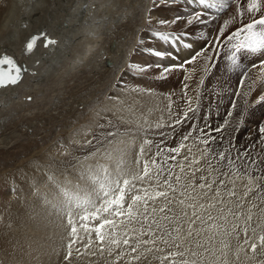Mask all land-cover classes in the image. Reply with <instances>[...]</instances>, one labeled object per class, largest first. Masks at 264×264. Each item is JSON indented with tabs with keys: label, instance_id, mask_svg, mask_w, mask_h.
<instances>
[{
	"label": "bare ground",
	"instance_id": "6f19581e",
	"mask_svg": "<svg viewBox=\"0 0 264 264\" xmlns=\"http://www.w3.org/2000/svg\"><path fill=\"white\" fill-rule=\"evenodd\" d=\"M208 3L215 5V7H211V8L206 9V12L208 14V23L207 24H200L198 21L193 20L191 24H188V23H186V21H187V19L191 18V16L189 15L191 12V9L187 6V4L185 3V0H175V3H172L171 0H7V2H5L4 0H0V56L8 55V56L12 57L18 65L27 69V71L23 73V78H22L20 83H18L17 85H9L6 88H0V151H2V152H0V154L6 153L7 150L9 151L13 148L18 149L17 147L24 145L26 142L34 140L37 135H40L42 133V130H41L42 128H40L41 126L40 127L37 126L38 122L35 123L37 121L36 111H38L37 113L39 114V110L44 109L46 104L49 103V100L50 101H54V99L56 101L60 100L59 98H61V96L64 94V92H67L66 90L71 87L70 86L71 83H69V81L66 80L65 76H67L69 74L68 77H70L71 74L73 72L76 73L77 70H78L77 73L81 74V76L79 79L77 78L78 81H76L75 84L77 86H79L80 89L89 88V90L92 89V91H93L90 99L88 97L86 101L85 100L82 101V104H83L82 108L85 112H87V111L89 112V110H91L90 115L93 117L92 119H93L94 125L98 124V127L100 128L103 125V123H110V124L113 123L114 125H116L115 123L117 121V124L119 127H129V125H131V124L133 125V127H134V125L138 126V127H134L131 129L128 128L127 130H126V128H125V130L122 128L123 130H121V132L118 131L116 135L111 136V137H117V136H128L129 137L131 135L142 136V135H146V134L161 135V133L164 132L165 130L163 129V127L156 128L155 124L156 123H162L163 124L165 119L162 116L167 115L166 113H169V112H167V105H169L170 103H171V105L173 104L174 108H172V109H174L173 111L176 112L178 110V108L186 107V105H185L186 99L185 98L191 97L194 100L198 99L199 101L200 100L203 101V99H206L205 98V90H207V89L200 87L202 84V80L204 78V80H205L204 84L208 85V86L210 85V87H211V84L216 79V78L214 79V76H216V73L213 71L209 73V71H208L209 66L213 67L214 59L216 57L215 55L217 54L216 52L212 51V48L214 46L216 49H218L219 44H222V43L226 44L227 40L222 41V38L225 37L226 35L230 34L233 30H235L241 26V19L235 18L237 15L234 13V12H238L237 5H232V0H223V3H222V0H208ZM246 3H247V0H239L240 9H241V7H245ZM181 5H183V6L181 7ZM228 6L230 9L228 11L226 10L227 12L224 11V13H222L221 11L223 9H226V7H228ZM192 7L197 8V9H204V6H201L199 4H194ZM182 13L184 14V18H185L184 21L181 19L180 21H178L175 24H168V25H161L160 23H158V21H161V20H172L173 18L180 16ZM233 15H235V16H233ZM220 16H222V17H220ZM256 18H259V15ZM249 19H251V18L249 17V18L245 19V21L243 23L249 22ZM217 20H218V23L216 22ZM225 21L229 22L227 24V26L225 27V30H224V32L226 34L224 33L225 35L220 37L219 43H217L216 38L220 32L221 27L225 24ZM153 31L154 32L160 31L163 33L167 32V34H173L174 33L176 36H181L182 39H181L180 43H173L172 40L175 39V36H172L169 41H163V40H160L157 37L153 36L152 35V33H154ZM29 32H33L38 37H40L39 39L36 40L34 48L31 51L27 50V48H26L27 42L25 39L26 34H28ZM41 33L46 34L47 38H51V39L56 40L57 43L55 45H49L48 47H45L44 46L45 45V37L41 36ZM187 35H191L192 38L190 39V38L186 37ZM210 35H214L215 38L211 40ZM33 36L34 35H32L31 38ZM196 37L197 38L202 37V40H194V38H196ZM241 39H243L242 36H241ZM237 42L238 41H235V40L232 41V43H237ZM139 43H140V45L142 44L141 48L140 47L138 48V46H137V45H139ZM184 43H190L191 47H184ZM205 45H209L210 47L208 46L209 48L205 52H202L203 56H201V58H199L198 62H196V63L194 62L193 64H190V65L187 64L188 66L185 68H178L177 70H173V73L170 72L171 78L168 81L161 79L160 77H158L159 75L157 76L158 77L157 78V77H154L153 75L149 74V71H151V68L145 72H139L135 69L136 72H138L137 75H132L133 72H132V74H130L131 72L128 73V70H129L128 68L130 67V65H132L133 63H135L137 65H144V64H147L146 62L148 59L151 60L152 65L163 64L166 66L168 64L181 63L183 61L190 59V56L195 54L194 52H196L197 50H199L202 47H205ZM228 46H229V44H228ZM149 47L160 49V50L173 51L174 53H178L179 54V60H177L175 57H173L171 59L165 58L163 60H160L159 58H157L153 55H150L146 51V49ZM220 47L222 48L224 46H220ZM225 47H226V45H225ZM221 50H223V49H220V51ZM71 53L73 54L72 58H70ZM230 53H231V51L229 52V54ZM200 55H202V54H200ZM221 55H222V53H221ZM253 55L255 56V58L257 60L256 62H259L261 59H264V57H261L258 54H253ZM207 56H211L212 59L207 60L206 59ZM217 58H216V60H217ZM221 58H222V56H221ZM229 60L230 59H228V61ZM46 63H48V65H45ZM253 63H255V61H253L252 64ZM74 65H75V68L73 67ZM227 66H226V68H227ZM126 69H127L128 74L126 73ZM156 69H157V67H156ZM205 69H208V70L206 71ZM214 69H216V68H214ZM220 69H221V67H220ZM132 70H134V69L130 68V71H132ZM154 72H156V71H154ZM229 72H230V70H229ZM66 73H68V74H66ZM184 73H185V75L183 76ZM226 73H227V71H226ZM263 73L264 72H261L259 67L250 70V75H254V77L257 78V81L260 79V77ZM147 74H149V76ZM177 74H178V76H177ZM98 76L99 77L102 76L104 79V85H101V87L104 86L103 88H100L98 85H95L97 83V82H95V80H96L95 77H98ZM120 76H122V77L120 78ZM182 76H183V78H182ZM73 78H71V79L73 80ZM119 78H120V80H118ZM224 80H225V78H224ZM250 82H251V80H250ZM261 82H262V79H261ZM72 83H73V81H72ZM257 84H260V83H257ZM76 85H75V87H76ZM218 85H219V83H218ZM262 86L263 87H259L257 85L254 86V90H255L256 95L261 90L264 89V85H262ZM66 87H67V89H66ZM210 87H207V88H210ZM223 87H225V85ZM223 87H222V89H224ZM79 88H78V90H79ZM64 89H66V90H64ZM72 89H74V87ZM218 89H219V87H218ZM89 90H87V91H89ZM200 90H202V93H200ZM217 91L218 90H216V92ZM54 93H56V95ZM80 94H82V93H80ZM262 94L260 93V96ZM207 96L208 95H206V97ZM249 96H247V97H249ZM258 96H259V94H258ZM29 97H31L30 100L28 99ZM78 97H80V96H78ZM226 97L228 98V96H226ZM62 99H63V97H62ZM253 99H252V101H253ZM67 101H68V99H67ZM99 101L103 102L102 103L103 105L98 106ZM59 102H61V101H59ZM66 102H65V105L68 104ZM70 102L71 101H69V105H70ZM253 102H251V103H253ZM51 103L52 102H50V104ZM200 103H202V102H200ZM58 104H60V103H58ZM95 106H98V107L94 108V111H92V108ZM70 109H71L70 111H72V108H70ZM78 109L80 110L81 108H78ZM59 110L60 109L58 108V111ZM43 113L45 115H47L45 113V111ZM81 113L79 115H81ZM75 115H76V113H75ZM75 115H72V117ZM58 116H60V115H57V117ZM37 118H39V117H37ZM45 118H47V117H45ZM161 118H163V119H161ZM197 118H199V117H197ZM55 119H56V117H55ZM91 120H87V121L91 122ZM206 120H207V118H206ZM249 120H251V119L249 118ZM79 121H80V119H79ZM85 122H86V120H85ZM65 123H67V121ZM88 124H89V122H88ZM168 124H169V122H168ZM197 124H199V123H197ZM43 125L44 124H42V127H44ZM148 125H152L153 127L148 128ZM166 125H167V123H165V126ZM58 126H59V124H58ZM90 126H92V125H90ZM175 127H176V125H175ZM45 128L46 127H44V130H45ZM135 128H137V129H135ZM168 128H169V126H168ZM83 129L84 128L82 127L81 130L83 131ZM155 129H157L159 131H160V129H163L164 131L155 132L156 131ZM170 129H169V131H170ZM64 130H66V129H64ZM88 130H90V129H88ZM148 130H151V132L153 130H155V131H153L152 133H149ZM174 130H176V129H174ZM58 132H59V129H58ZM167 132H168V130H167ZM173 132L174 131H171L170 133L172 134ZM86 133H88V132H86ZM164 133H166V132H164ZM47 134H48V132H47ZM41 136H43V135H41ZM88 137H90V136L88 135ZM132 139H133V137H132ZM39 140H41V138ZM42 140H43V138H42ZM46 140H47V138H46ZM52 140L55 141V137L52 138ZM251 140L254 142H258L257 144L261 143V141H258L259 137L255 133L252 134ZM47 142H48V140H47ZM49 142H50V140H49ZM40 143H37V144L35 143V144L37 146L38 144L40 145ZM129 143H131V141ZM180 143H178V144H180ZM183 143L185 144L186 141H183ZM198 143H200V142L198 141ZM44 144L46 145V143H44ZM186 144H185V148H186ZM30 145L31 144H29V146ZM122 145H123V143H122ZM249 145L250 144L246 143L245 146H249ZM42 146L43 147H41V149H45L46 146L45 147H44V145H42ZM195 146H197V145L195 144ZM200 146L202 147V145H200ZM27 147H28V144H27ZM28 148H27V150H28ZM254 148H255V146H254ZM202 149H204V148L202 147ZM183 150L184 149L181 150V154H179L178 160H176V163H175L176 165H179L181 163L184 164L186 162L185 161L186 159L182 158ZM194 150L195 149H193V151ZM199 150H200V148H199ZM36 151H37V149H36ZM186 151H188V150L186 149ZM193 151L191 152L192 153L191 156L194 154ZM41 152L39 151L40 154L43 153V152L42 153ZM131 152H133V151L131 150ZM28 153L27 154L25 153V155H28ZM201 153H202V156L205 157L203 152H201ZM189 154L190 153L187 154V158L190 157ZM196 154L197 153H195V155ZM5 155L7 156V154H5ZM12 155H11V157H12ZM29 155H30V153H29ZM31 155H32V152H31ZM131 155L127 157L128 160H129V158L133 157L132 153H131ZM6 156H4L5 159H6ZM25 157H27V156H24V158ZM28 158H29V156H28ZM195 158H196V156L194 157V155H193V157L191 159H188V160H190V163H194L195 160H197L196 161V163H197L201 157L199 159H195ZM21 159L23 160V158H21ZM21 159H19V160H21ZM35 159H37V158H35ZM64 160H65V156H64ZM119 160H120V158H119ZM211 160H212V157H211ZM24 161H26V160H24ZM31 161L29 160V163ZM212 161H214V160H212ZM220 162H222V161H220ZM220 162H218V164H220ZM42 163H44V162H42ZM187 163L185 164V167L188 166L187 168H189V163L188 164ZM16 164H20V163H16ZM207 164H209V163L207 162ZM128 165L131 168L130 160L128 162ZM193 165L194 164H192V166ZM17 166H19V165H17ZM42 166H44V165H42ZM55 166H56V164H55ZM62 166H63V164H62ZM65 166L68 167V165H65ZM129 166H128V168H126V167L125 168L129 169ZM67 167H66V169H68ZM4 168H6V167H4ZM60 168L62 169V167H60ZM200 168H202V167H200ZM204 168L206 169V167H204ZM207 168H209V167H207ZM42 169H45V168H42ZM136 169H134V170H136ZM186 169H185L186 172H184V173H190V172L192 173L191 170H193V169L191 166H190L189 170H186ZM211 169H213V168H211ZM3 170H5V169H3ZM38 170H40V169H38ZM139 170H140V168H139ZM201 170H203V169H201ZM42 171H43V176L46 179L45 171L44 170H42ZM56 171H58V170H56ZM56 171L54 170V172H56ZM195 171H196V168L193 172L195 173ZM208 171H209V169H208ZM1 172H3V171H1ZM51 172H53V171H51ZM203 173H205V172H203ZM51 176H52V174H51ZM193 178L194 177L192 176L191 180ZM215 179H216V177H215ZM228 179H229V177H228ZM228 179H227V182H228ZM193 180H195V179H193ZM31 181H32V178H31ZM87 181L88 180H86V182ZM215 181H218V180H215ZM36 182H37V180H36ZM44 182H47V181L44 180ZM184 182H186V181H184ZM244 182H243V184H241L243 187H245ZM41 183L46 184L43 182H41ZM236 183H238V182H236ZM240 183L241 182L239 181V184ZM42 184H41V186H42ZM56 184H57V180H56ZM239 184L237 186H239ZM245 184L247 185L246 182H245ZM58 185H60V184H58ZM47 186H50V184ZM139 186H141V184L137 183V187H139ZM143 186H148V185H143ZM227 186L229 188L228 184H227ZM237 186L235 188H238ZM239 187H241V186H239ZM45 188H46V186H45ZM37 189L39 190L40 188H37ZM42 189H44V187H42ZM241 191H244V189ZM208 193L210 194V191ZM135 194H137V193H135V192L132 193V195H135ZM241 194H242V192H241ZM43 196L45 197V195H43ZM130 196H131V193H130ZM240 197H241V195H240ZM22 199H23V197H22ZM130 199H131V197H129L128 201H130ZM182 199H183V197H182ZM158 202H156V203H158ZM187 202L189 203L188 200H187ZM250 202H252V201H250ZM39 203H40V201H39ZM200 203L204 204V202H202V200L200 201ZM32 204L33 203H31V205ZM44 205H42V206H44ZM48 205H50V204H48ZM205 205L207 206L208 204H205ZM255 205H257V204H255ZM149 206L150 207L152 206L151 201L149 202ZM173 206H174V204H173ZM175 206H176V204H175ZM186 207H187V205H186ZM22 208H24V207H22ZM34 208H35V206H34ZM179 208H181V207H179ZM249 208H252V207H249ZM39 209H41V208H39ZM41 211H43V210H41ZM198 211L200 212L201 215H202V213H204L203 215H206V213L203 210H198ZM210 211H211V214L214 215L215 212H217V209H216V207H214V208H211ZM14 212L15 211H13V213ZM28 212H30V211H28ZM190 212H191V210H190ZM251 212H253V211H251ZM258 212H259V210H258ZM33 213H32V216H33ZM187 213H189V212H187ZM11 214H12V212H11ZM162 214H161V216H162ZM34 215L36 216L35 213H34ZM158 216L160 217V214ZM240 216H242V215H240ZM15 218H16V216H15ZM262 218H263V216H262ZM35 219H37V218L35 217ZM42 220H43V218H42ZM53 220H51L49 223L50 228L53 225L54 226L53 229H55V226H56L55 234L53 236H56L57 238H60L62 235L64 236L65 233L63 234L62 229L60 228L63 224H60L59 222L55 223ZM12 221H13V219H12ZM18 221L19 220L17 219V222ZM26 221H27V218H26ZM213 222L216 223V221L211 222L208 220H206L204 223H201L200 220H197L196 223L193 224L192 229L194 231H199L201 235L203 234L205 236L204 237L205 239L207 238V236L212 237L211 242L206 244L208 247L214 246L215 249H222L221 239H220L219 235H217L214 232H213L214 233V235H213V233L211 231L212 229L210 230L209 225H212ZM51 223H53V224H51ZM260 223H261V221H260ZM42 224H44V222ZM49 224L45 223V226L49 225ZM18 225H19V223H18ZM21 225L22 224H20V226ZM91 225L92 224L89 225V228L87 227V229H86L87 231L83 228L85 232L83 233V231H82L83 234L81 233V235H80V236H83L82 239L84 240V242H85V239L87 241H91V239L92 240L94 239V233H96V232L91 230L93 227V225L92 226ZM15 226H17V224H15ZM26 226H27V224H26ZM45 226L42 225V228ZM75 226L77 227L76 224H75ZM38 227H40V226H38ZM47 227L49 228V226H47ZM138 227H140V225L136 224L135 228H138ZM188 227H187V229H188ZM37 228H34V230ZM50 228L47 231H50V233H51V232H53V229H50ZM78 228H79V226H78ZM154 229H155V227H154ZM185 229H186V225H185ZM37 230H36V232H38ZM216 230H218V229H216ZM31 231H32V227H31ZM31 231H29V232H31ZM78 232H80V231H78ZM242 234H244V233H242ZM77 235H75V237ZM16 236H18V235H16ZM39 236H41V235H39ZM71 236H73V234ZM241 236H243V235H241ZM51 237L52 236H50V239H51ZM146 238H148V237L146 236ZM233 238H234V236H233ZM9 239H8V241H9ZM13 239H14V237H13ZM225 239H227V238H225ZM19 240H22V239H19ZM28 240H30V239H28ZM32 240H34V239L32 238ZM52 240L54 242L55 238L54 239L52 238L51 241ZM60 240H61V238L59 239V241ZM77 240H78L77 241V243H78L80 239L78 238ZM243 240L244 239H242V241ZM203 241H205V240H203ZM22 242H24V241H22ZM81 242H83V241H81ZM28 243H29V241H28ZM35 243H37V241ZM57 243L59 244V242H57ZM158 243L160 244V242H157V244ZM67 244L69 245V244H71V242L68 241ZM67 244L65 247H67ZM105 244H106L105 246H107V247H104L105 249H103V250H105L107 252V250H109V249H106V248H109L112 245H109L107 242ZM49 245H50V243H49ZM160 245L158 247H160ZM243 245H245V244H243ZM24 246H25V244H24ZM72 246H73V244H72ZM245 246H248V245H245ZM47 247H49V246L46 245L45 249H46L47 253L48 252L50 253L51 262H53V260H55L58 257L59 251L56 249L57 247L56 248L54 247L53 244H51L49 248H47ZM81 247H82V245H81ZM121 247H119V249ZM40 248L41 247L39 246V249ZM67 248H66L67 251H68V249H71V248H68V249ZM165 248H166V246H165ZM28 249H30V247ZM43 249H44V247H43ZM16 250H17V248H16ZM35 250H36V248H35ZM110 250H112V248ZM125 250L128 251V249H125ZM125 250H124V253H125ZM72 251H75V249L74 250L72 249ZM121 251H120V253H123V249ZM69 252H71V251H69ZM113 252H114V249H113ZM117 252H118V250H117ZM117 252H115V255L117 254ZM105 253H104V255H105ZM42 254H44V253H42ZM98 254H99V252H98ZM217 254H219V252H217ZM9 255H8V257H9ZM107 255H109V254H107ZM122 255L119 257L118 256L113 257V260H111V258L108 259L106 257L105 262L108 264H118L119 262H121V260H123V259H121ZM128 255L130 256V254H128ZM162 255H164V254H162ZM207 255H208V253H207ZM150 257L152 259V256H150ZM102 258H103V256H102ZM153 258H155V257H153ZM20 259H22V258H20ZM40 260H41V258H40ZM98 260H101V259H98ZM98 260H96V262ZM17 261H18V259H17ZM34 261H35V258H34ZM152 261H154V260H151V263H153ZM22 262L23 261H21V263ZM39 262H41V261H39ZM93 262H95V261H93ZM16 263H14V264H16ZM104 263L102 261V264H104Z\"/></svg>",
	"mask_w": 264,
	"mask_h": 264
},
{
	"label": "rangeland",
	"instance_id": "374dc122",
	"mask_svg": "<svg viewBox=\"0 0 264 264\" xmlns=\"http://www.w3.org/2000/svg\"><path fill=\"white\" fill-rule=\"evenodd\" d=\"M4 1L7 2V0H4ZM232 5H236V4L232 3ZM229 6L226 7V9H223L221 12L224 13V11H226V10L228 11L230 9ZM244 8L245 7H241L240 10L242 11ZM234 13L237 15L235 18L241 19L240 15H239V12H234ZM258 15L259 14H257V16ZM222 16H220V17H222ZM233 16H235V15H233ZM249 17H250L249 14H247L245 12L244 17H243V22L245 21V19H247ZM182 20L184 21L185 18H183ZM218 20L216 21L217 23H218ZM165 33H167V32H165ZM32 35H34L35 37H38L35 33L29 32L25 36V39H26L27 43L32 39L31 38ZM186 37H188L190 39L192 38L191 35H187ZM202 37H198V38L196 37V38H194V40H202ZM210 37H211V40L215 38L214 35H210ZM225 37L222 38V41L226 40ZM27 43H26V45H27ZM228 44H229V46H228ZM230 44H232V42H228V41L226 42V44H224V43L219 44V47L217 49V51L219 52V55H217V54L215 55L216 57L214 59L213 67L209 66V68H208L209 70L207 69L209 71V73L212 72V71L216 73V76H214V79L216 78L215 81H214L215 83L213 82L211 84V87H210V85L208 86V85L204 84L205 83L204 78L202 80V84H201L200 87L201 88H206L207 90H205V98L206 99H203V101H201V100L199 101L198 100L199 103L202 102V103L199 104V109H198V112L196 114V118L199 117V118H197L198 120L195 119L194 121H189V122H186L184 124L176 125V127L174 126V128H172V127L168 128V126L171 123V121L175 119V116L171 115L170 113H166L167 115H163L162 116L166 120V121L164 120V122H163V129L165 131L163 129H160V131L166 132V133L162 132L163 135L146 134L147 136L146 135H142V136H140V135H135V136L131 135L129 137L128 136H117V137L107 136L108 132H114V133L117 134L118 131L121 132V130H123V129L125 130V128L127 130L128 128L131 129V128L138 127V126L134 125V127H133V125L131 124V125H129V127H119L118 124H117V121L115 123L116 125H114L113 123H111V124L110 123H103V125H102L103 127H100V128L98 127V124L94 125L93 124L94 122H93V119H92L93 117L90 115L91 114V110H89V112L88 111L85 112L83 110V108H82V105H83L82 101L83 100L86 101L88 97L90 99V97H91V95L93 93L92 89L91 90H89V88L80 89L79 86H77L75 84L76 81H78V79L81 76V74L77 73L78 70H77L76 73L73 72L70 77H68L69 74L66 73L68 75L65 76V78H66V80L69 81V83H71L70 86L72 88L74 87V89H72L70 86H69L70 88H68V89L66 87L67 90L66 89H64V90H66L67 92H64V94L61 96V98H59L60 100H57V101L55 99H54V101H50L49 100V103H47L46 106L44 107V109H42L43 111L39 110V114L37 113L38 111H36L37 117H39V118L36 117L37 121L35 123L38 122L37 126H39V127L41 126L40 128H42L41 129L42 133L40 135H37L38 137L36 136V138H35L37 141L35 139L31 140L29 142H26L24 145L17 147L18 149L13 148V149H11L9 151L7 150L6 153H3V154L1 153L2 155L0 154V172L3 171V172L0 173V264H6V263L7 264H14L16 262H17L16 264H38V263L40 264L41 262L43 264L44 263L45 264H66V263L67 264L68 263L69 264H102V261H103V263L105 262L106 257L108 259L111 258V260H113V257L117 256V254L115 255V252H117V250H118V252L120 253V251L122 249H123V253H124L125 249H128V251L125 250V253L124 254L122 253L123 255H122L121 259H123V260L120 259L121 262H119L118 264H121V263L122 264H146V263L147 264H160V261L157 260L156 258H153V257L165 254L167 252L168 248H167V246L165 248V246L159 240L157 242H160L161 245L158 243L160 245V247L166 249L165 253H159V252L145 253V256H141V258L138 259V260L137 259H133V257L136 254L132 253L130 251V248H128L127 246H124V245L122 246V244H121L122 247L120 246L121 247L120 249L117 248L115 245H112L109 248H106V249H109V250H107V252L105 250L101 251L100 250L101 247H103V249H105L104 247H107V246H105L106 244H104L103 246L100 245L96 233H94V239L93 240L91 239V241H87L85 239V242H84V240L82 239L83 236H80L82 231L84 233L85 232L84 229L85 230L87 229L85 227H82L81 225H84L86 223L88 225V228H89L90 224H92L93 227H95L97 224L100 223V220H95V221H91L90 220V222L89 221H81L79 219V216L83 215V212L80 209L74 210L73 213H72V217H73L74 223L77 225V227H76L77 228L76 235L78 234L80 237L78 235L76 237L75 236H71L72 233H71V229L70 228H72V224L68 223V217H67L66 213L63 212V211H58V209L57 208H53L52 205L55 204L57 206H60L61 201H63L65 199V197L63 195L64 191H77L78 189H89L90 190L91 181H90V179H88V173L86 171L89 168V166L93 170H95L96 166L98 164H100V165H104L105 167H107L109 169V171H114L118 161L123 160V164L121 165V167H122V169H124L125 167L128 168V166H129L128 162L130 160L131 168L129 166L128 170L135 171L134 169L140 168V171L142 173V169H143L142 160L143 159H149L150 157H152L159 150L157 145H159V148H164V149L171 148V147H176V145L178 146L179 145L178 143L181 142L182 137L184 135L188 134V132L192 128V124L193 123H195V125H197L196 127L198 129L199 127H204L206 122H207L206 124L210 126V128H206V131H209L211 129H215V128H218V127L221 129V131L212 133V135H214L216 137V140L212 141L210 143V145H204V144L198 143V141L200 142V139H197V136L199 135V133L197 131H193L191 136H189V138L187 140H185L187 144L185 143L186 144V148L185 147L183 148L185 151L183 150L182 158L185 159L184 157L185 156L187 157L188 153H190L189 154L190 157H188L185 160L186 162L183 165L185 167V164L187 162L190 164V160H188V159H191L193 157V155H194V157L196 156L195 159H199L201 157L198 160L197 163H196L197 160H195L194 163H191V167H192L193 170H191L192 173L191 172L187 173L188 174V178L190 177L189 180H191V178L193 176L194 177L193 179H195V180L192 179L194 181V184L198 185L199 183L205 182V181H201L200 180L201 174L202 175L204 174L205 177L208 176L207 177V180H208L207 183H212V189L209 190L210 194L208 193L209 194L208 197L211 198L214 195H216L217 188H219V192H220L219 197H217L215 200L214 199H210V200L209 199H206V200L202 199V202H204V204H215L216 203L217 205L215 204V207H216V209H219L221 207H224V205L221 204L220 201H224L227 204V206H226L227 208L226 207L224 208L226 214H227L228 208H232L233 211H240L242 213L241 214L242 216H240L239 219H237L235 216L228 215V219H229L228 221L229 222H234V223H237L239 225V227L237 229L238 235L236 233H234L231 236H221V234L218 233L219 229L218 230H216V229H212L211 230V228H210L212 233L213 232L216 233L217 235H219L221 240L224 239L227 243H229L230 247L228 249H223L227 253L226 259H227L228 264H247V263L248 264H257V262L254 261V260L246 259L245 258V253L244 252H238V250H239L240 247H244L246 250H248V246L243 245L244 244L243 243L244 240L242 241V239H245V237H244V234H242L243 231L241 229L245 226L244 219H245V216L248 214V209H249V207H252L253 204H257V205L259 204V205H258V207H252L251 208V211H253L252 212L253 220L248 222V225H247L248 229H249V235L252 234L253 228H255V231H256L257 235L264 234V219H263L264 218V211L263 212L261 211V209L264 208L263 207L264 206V203H263L264 202V181L260 182V187L257 190L259 192V195H257V191H254L253 193H251L248 196V199H246V201L245 200L241 201V203L243 205V207L241 209H236L234 207V204L240 198V195L243 196V194H244V192L246 190L245 187H243L241 184H243L244 181L248 184L247 176L243 174L245 169H244V167H243V165L241 163L242 160H247L249 158L258 159L259 165H260V171L257 172L254 168H250L248 171H249V174L254 176V177L255 176L264 177V135H261V133L259 132V128L260 127H264V102L257 103V100L260 97V93L261 94L263 93L262 95H264V89L261 90L258 93L259 96H258V94L257 95L255 94V90H254V86L255 85H257L259 87H263L262 85H264V80H263L264 79V73L261 75V77H260V79L258 81H257V78L254 77V75H250V70L254 69V68H251L252 64L248 62L247 57L246 58H239L238 59L239 67H235L233 65V63H232V59H230L228 61V59L231 56L232 52L235 51V49L230 47ZM141 45L139 43V45H137L138 48L139 47L141 48ZM225 45H226V47H225ZM220 46H224L225 48L224 47L221 48ZM204 48L205 47H203V49ZM220 49H223V50L220 51ZM200 50H201V48H200ZM230 51H231V53L229 54ZM221 53H222V55H221ZM201 54L202 55H199L200 57L197 56L196 60L194 61L195 63L198 62V60H199V58H201V56H203V53H201ZM237 54H239V53H237ZM70 55H71L70 58H72L73 54L71 53ZM221 56H222V58H221ZM216 58H217L218 61L216 60ZM146 63L147 64H152L150 59H148ZM193 63H191V64H193ZM45 65H48V63H46ZM188 65H190V64H188ZM188 65H186L185 67H187ZM226 66H227L228 69L226 68ZM73 67L75 68V65ZM220 67H221V69H220ZM130 68H131V65L128 68L129 69L128 73L131 72L130 74H132V72H133L132 75H137L138 74V72H136L135 69L130 71ZM214 68H216V69H214ZM177 69L178 68H176L174 70H177ZM229 70H230V72H229ZM154 71H156V72H154ZM226 71H227V73L228 72L229 73L227 74ZM170 72L173 73V70L170 71ZM170 72H168L166 74V76H163V75H161V68L157 67V69H156V67L153 66L151 68V71H149V74L153 75L154 77H157L159 75L158 77H160L163 80H167L168 81L171 78V76H170L171 73ZM245 72H247V75H246V77L243 80V84H241V78H242V75H244ZM126 73H127V69H126ZM149 74H147V75L149 76ZM184 75H185V73L183 74V76ZM177 76H178V74H177ZM183 76H182V78H183ZM121 77L122 76H120V78ZM71 78H73V80ZM120 78L118 80H120ZM224 78H225V80H224ZM95 79H94L95 82H97L95 85H98L100 88H103L104 86L101 87V85H104L103 77L102 76L101 77L98 76V77H95ZM261 79H262V82H261ZM250 80H251V82H250ZM72 81H73V83H72ZM218 83H219V85H218ZM257 83H260V84H257ZM75 85H76V87H75ZM224 85H225V87H223ZM217 86L219 87V89H218ZM207 87H210V88H207ZM222 87L224 89H222ZM78 88H79V90H78ZM87 90H89V91H87ZM216 90H218V91L216 92ZM80 93H82V94H80ZM200 93H202V90H200ZM54 94L56 95V93H54ZM206 95H208V96L206 97ZM78 96H80V97H78ZM226 96H228L229 99ZM247 96H249V97H247ZM62 97H63V99H62ZM67 99H68V101H67ZM185 99H188V98H185ZM252 99H253V101L254 100L255 101L253 102ZM59 101H61V102H59ZM69 101H71L70 105H69ZM50 102H52V103L50 104ZM65 102L68 103V104L65 105ZM233 102L235 103L234 107H233ZM251 102H253V103H251ZM58 103H60V104H58ZM98 103H99L98 106L103 105L102 104L103 102L99 101ZM98 106L93 107L92 111H94V108H96ZM171 106H172V108H174L173 104ZM58 108L60 109L59 111H58ZM70 108H72V111H70L71 110ZM78 108H81V109L79 110ZM173 110L174 109H172V112L175 113V111H173ZM44 111H45V113L47 115H45L43 113ZM79 112L80 113L82 112L81 115H79L80 114ZM167 112H169L168 111V105H167ZM75 113H76V115H75ZM56 114L60 115V116L57 117ZM72 115H75V116L72 117ZM189 115L191 116L192 114L190 113ZM45 117H47V118H45ZM55 117H56V119H55ZM206 118H207V120H206ZM249 118L251 120H249ZM79 119H80V121H79ZM161 119H163V118H161ZM85 120H86V122H85ZM87 120H91V122L87 121ZM66 121H67V123H65ZM56 122L59 124V126H58V124ZM88 122L92 126H90L88 124ZM168 122H169V124H168ZM41 123L44 124L43 125L44 127H46L45 130H44V127H42ZM165 123H167L166 126H165ZM197 123H199V124H197ZM82 127L85 129V130L83 129L84 132L81 130ZM58 129H59V132H58ZM64 129H66V130H64ZM88 129H90V130H88ZM117 129H118V131H117ZM135 129H137V128H135ZM169 129H170V131H169ZM174 129H176V130H174ZM155 130H153V131L160 132L157 129H155ZM167 130H168V132H167ZM148 131H149V133L153 132V131L151 132V130H148ZM171 131H174V132L171 134L170 133ZM47 132H48V134H47ZM86 132H88L89 134L86 133ZM253 133H255L259 137L258 141H261V143H259L260 145L257 144L258 142H254V141L251 140V136H252ZM101 134H104V135L102 136ZM41 135H43V136H41ZM88 135L90 137H88ZM39 137L41 138V140H39L40 139ZM54 137H55V141L52 140V138H54ZM132 137H133V139H132ZM42 138H43L44 141L42 140ZM46 138H47L48 142L50 140L49 143L47 142ZM200 138L203 139L204 137H200ZM146 139L152 140L153 143L151 145H146L145 146L143 141H145ZM89 140L92 141L91 144L87 143V141H89ZM129 140L131 141V143H129L130 142ZM161 141H163V143H161ZM35 143L36 144L40 143V145L38 144L36 146ZM44 143H46V145ZM122 143H123V145H122ZM246 143H248L250 145L249 146H245ZM27 144H28L29 148L27 147ZM29 144H31V145L29 146ZM195 144L197 146H195ZM42 145H44V147L46 146L45 149H41V147H43ZM200 145H202V147L204 149L206 147L212 148L213 152H211V153L209 152L206 156L204 155L205 157H203L201 152H203L202 150H204V149H202V147ZM142 146L145 148V152L147 154L144 155L141 158L139 156V152H140V148ZM254 146H255V148H254ZM27 148H28V150H27ZM149 148H151V151H148ZM199 148H200V150H199ZM36 149H37V151H36ZM186 149L188 151H186ZM193 149H195V150L193 151ZM225 149H227V151L225 152V160L220 162V160H218L219 158H218L217 154L220 151H224ZM131 150L133 152H131ZM191 150L194 152V154L192 156H191V154H192ZM39 151L40 152L42 151L43 153L41 152L42 154H40ZM0 152H2V151H0ZM28 152L30 153V155H29ZM31 152H32V155H31ZM25 153L26 154L28 153V155H25ZM131 153L133 154V157L129 158V160H128L127 157L130 156ZM195 153H197V154L195 155ZM5 154H7L8 157ZM180 154H181V152H180ZM3 155L6 156V159H5V157ZM11 155H12V157H11ZM169 155H174V154H169ZM24 156H27V157L24 158ZM28 156H29V158H28ZM64 156H65V160H64ZM86 156L88 157V159H84V157H86ZM178 156L176 157V160H178ZM229 156L235 161V168L236 169L232 165L228 164V157ZM237 156H240L241 159H236ZM211 157H212V160H214V161L211 160ZM21 158H23V160ZM35 158H37V159H35ZM119 158H120V160H119ZM138 158L141 159V164L139 166H137V164H136V161H137ZM19 159H21V160H19ZM24 160H26L27 162L24 161ZM29 160L30 161L32 160V161L29 163ZM176 160L175 161L168 160V164L170 163L169 165H174L176 163ZM217 161L220 162V164H218ZM42 162H44V163H42ZM157 162L161 163L163 165V161L160 159V157H157ZM207 162L208 163L210 162V163L207 164ZM16 163H20V164H16ZM61 163L63 164V166H62ZM55 164H56V166H55ZM192 164H194V165L192 166ZM17 165H19V166H17ZM42 165H44L45 167L42 166ZM65 165H68V167L65 166ZM199 166L202 167V168H200ZM4 167H6V168H4ZM60 167H62V169ZM66 167L68 169H66ZM187 167L188 166H186L185 169ZM204 167H206V169ZM207 167H209V168H207ZM42 168H45L46 170L42 169ZM189 168H187L186 170H189ZM195 168H196V171L194 173L193 171L195 170ZM211 168H213V169H211ZM3 169H5V170H3ZM38 169H40V170H38ZM201 169H203V170H201ZM208 169H209V171H208ZM42 170L45 171L46 179L43 176V171ZM54 170L55 171L58 170V171L54 172ZM237 170H239V171H237ZM51 171H53V172H51ZM203 172H205V173L207 172V173L205 174ZM210 172L211 173L213 172V173L211 174ZM193 173L196 176L193 175ZM224 173H227V174L224 175ZM51 174H52V176H51ZM174 174H179L182 177V179H183V177L185 175V173L183 174V173L180 172L179 167H175ZM30 177L32 178V181H31ZM215 177H216L215 180H218V181H215V183H213L212 181H213V178H215ZM228 177H229V179H228ZM42 178L44 180H46L47 182H44V180ZM227 179H228V182H227ZM36 180H37V182H36ZM56 180H57V184H56ZM86 180H88V181L86 182ZM221 180L223 181V184L220 183ZM239 181L241 182L240 184H239ZM41 182L46 183V184H42ZM173 182L175 184V175L173 176ZM236 182H238V183H236ZM245 182H244V186L246 185ZM48 183L50 184V186H47V185H49ZM137 183L141 184V182H139V181H137L136 184ZM41 184H42V186H41ZM58 184H60V185H58ZM227 184L229 185V188H232L237 193L236 196H234L232 198L227 196V194H226L227 193V189H229ZM238 184L241 187L237 186ZM45 186H46V188H45ZM141 186H139V187H141ZM236 186L238 188H235ZM42 187H44V189H42ZM145 187H147V186H145ZM37 188H40L42 191L40 189L38 190ZM243 189H244V191H241ZM201 191H206V190H201ZM209 191L207 190V192H209ZM240 191L242 192V194H241ZM42 194L45 195L46 198ZM81 195H83V193H81ZM131 195H132V193H131ZM175 195H176V199H182V196L179 195V191ZM22 197H23V199H22ZM125 197H126L125 198V207H127V204L130 202V201H128L129 197H131L130 193H128L126 191ZM184 198L185 197H183V199ZM39 201H40L41 204L39 203ZM160 201H162V198H159V199L156 200V202H158V203L155 202L156 205H160V203H161ZM184 201H185V203H184L183 207L178 205V204H176L175 202H174V206H175V204H176V206L175 207L173 206V213L181 215V222L179 223V226H180V229H181V231H180L181 237H184L186 235L187 227L189 226L188 222H184V218H183L182 213H181V208H183V211L189 212L190 213V214L188 213L189 216H191L192 211H193V209H191L189 207H186V205H188L187 204L188 202H187L186 198L184 199ZM250 201H252V202H250ZM31 203H33V204L31 205ZM97 203H99V200H97ZM48 204H50V205H48ZM42 205H44V206H42ZM34 206H35V208H34ZM22 207H24V208H22ZM179 207H181V208H179ZM39 208H41V209H39ZM189 209L191 210V212H190ZM41 210H43V211H41ZM258 210H259V212H258ZM13 211H15V212L13 213ZM28 211H30V212H28ZM11 212H12V214H11ZM33 212L36 214V216L34 215ZM32 213H33V216H32ZM173 213H170V214L167 213V214L168 215H173ZM159 214L161 216L162 213H158V215ZM163 214L165 215V213H163ZM163 214H162V216H163ZM203 214L204 213H202V215ZM215 214L212 215V216L217 217V212H215ZM158 215H157L158 218L156 217V219H159ZM15 216H16V218H15ZM262 216H263V218H262ZM35 217L37 219H35ZM26 218H27V221H26ZM42 218H43V220H42ZM12 219H13V221H12ZM17 219L19 220L18 222H17ZM51 220H53L55 223L59 222L60 224H63L62 226L59 224L61 226L60 228L62 229L63 234L65 233L64 236L62 235L60 237L61 238L60 241H59L60 238H57L56 236H53L55 234L56 226H55V229H53L54 228L53 225H52L53 227L51 226V228H50V224L49 223H50ZM208 221L212 222V220H208ZM215 221H216L217 224L224 223V221H221V220H219L220 221L219 222L218 219L215 220ZM260 221H261V223H260ZM43 222H44V224H42ZM18 223H19V225H18ZM45 223L49 224V225L45 226ZM53 223H51V224H53ZM161 223L167 225V228H168L169 231L173 227V225L171 223H169L168 221H162ZM15 224H17L18 227L15 226ZM20 224H22V225L20 226ZM26 224H27V226H26ZM42 225L45 226V227L42 228ZM135 225L136 224L131 225V227L135 228ZM185 225H186V229H185ZM38 226H40V227H38ZM47 226H49L50 229H53V232L50 233V231H47L49 229ZM78 226H79V228H78ZM31 227H32V231H31ZM154 227H155V225H153V228ZM34 228H37L38 230L37 229L34 230ZM36 230L38 232H36ZM29 231H31V232H29ZM78 231H80V232H78ZM194 232H196V231H194ZM214 233H213V235H214ZM117 234H119V233H117ZM156 234L160 235L161 234L160 230L157 229L156 230ZM240 234L243 235V236H241ZM16 235H18V236H16ZM39 235H41V236H39ZM66 235L67 236L69 235L71 238L69 236L67 237ZM173 235H175V233H173ZM50 236H52L51 239L55 238L54 242H53V240L51 241ZM233 236H234V238H233ZM13 237H14V239H13ZM144 237H143V239H148V238H146V236H144ZM204 237L205 236L203 234L202 235L200 234L199 236L196 237V240L199 241L200 243L208 242L210 237L207 236L206 239ZM32 238L34 240H32ZM78 238L80 240L77 243V241H78L77 239ZM168 238L170 239V237H168ZM225 238H227L228 240L225 239ZM8 239H9V241L11 243L8 241ZM19 239H22V240H19ZM28 239H30V240H28ZM27 240L29 241V243H28ZM35 240L37 241V243H35L36 242ZM67 240L70 241L71 244L68 245L67 244L68 243ZM73 240H75L74 243L72 242ZM203 240H205V241H203ZM22 241H24V242H22ZM81 241H83V242H81ZM57 242H59V244ZM49 243H50V245L53 244L55 248L57 247L56 249L59 251L58 252V257L55 260H53V262H51L50 253L49 252L47 253V251L45 249L46 245L50 247ZM24 244H25V246H24ZM66 244H67V247L71 248V249H68L67 247H65ZM72 244H73V246H72ZM158 244L156 245L157 247L159 246ZM81 245H82V247H81ZM39 246L42 249L44 247L45 250L44 249L42 250L41 248L39 249ZM194 246L195 245L193 244L190 247H194ZM29 247H30V249H28ZM49 247H47V248H49ZM144 247H152V246L151 245L142 246L141 250H143ZM16 248H17V250H16ZM35 248H36V250H35ZM66 248L68 249V251L66 250ZM111 248H112V250H110ZM72 249L73 250L75 249V251H72ZM113 249H114V252H113ZM197 250L199 251V249H197ZM69 251H71V256H70V258L65 259V257L68 256ZM98 252H99V254H98ZM42 253H44V254H42ZM104 253H105V255H104ZM237 253L239 254V260L236 259ZM107 254H109V255H107ZM128 254H130V256ZM248 254L251 255L250 250L248 251ZM8 255H9V257H8ZM217 255H219V254H217ZM102 256H103V258H102ZM150 256H152V259H151ZM205 256H208L207 253H205ZM20 258H22L23 260L20 259ZM34 258H35L36 262L34 261ZM40 258H41V260H40ZM97 258L101 259V260H98ZM17 259H18V261H17ZM96 260H98V261L96 262ZM151 260H154V261H152L153 263H151ZM223 260H224V257H221V261H217L216 264H223ZM21 261H23V262L21 263ZM39 261H41V262H39ZM93 261H95V262H93ZM104 264H108V263L105 262ZM164 264H168L167 261H165ZM198 264H199V262H198Z\"/></svg>",
	"mask_w": 264,
	"mask_h": 264
},
{
	"label": "snow or ice",
	"instance_id": "6c2138e0",
	"mask_svg": "<svg viewBox=\"0 0 264 264\" xmlns=\"http://www.w3.org/2000/svg\"><path fill=\"white\" fill-rule=\"evenodd\" d=\"M171 2L175 3V0H171ZM185 3L191 9L189 14L191 18L187 19L186 23L191 24L193 20L198 21L200 24L208 23L206 9L215 7L214 4H209L208 0H185ZM232 3L237 5L241 17V26L228 34L225 39L229 42L234 40L238 41L237 43L230 44V47L235 49V51L232 52L229 59H232V63L235 67H239L237 53L249 51L253 54H258L261 57H264V0H247L245 8L242 11L240 10L239 0H232ZM194 4L204 6V9L193 8L192 6ZM182 6L183 5H181V7ZM245 12L251 17L247 23H243ZM257 14H259V18H256ZM183 18L184 14L182 13L180 16H177L172 20H161L158 21V23L161 25L175 24ZM228 23V21H225V24L221 27L219 35L216 38L217 43H219L220 37L224 35V30ZM152 35L163 41H169L172 36H175V39L172 40L173 43H180L182 39L181 36H176L174 33L167 34L160 31H156L152 33ZM242 35L243 39H241ZM41 36L45 37V47L57 43L56 40L47 38L44 33H41ZM39 38L40 37H32L26 45L28 51H31L34 48L35 42ZM184 47H191V44L184 43ZM207 48L208 45H205V48L201 49L200 52H197L190 59L178 64H168L165 66L163 64L137 65L133 63L131 68L136 69L139 72H145L153 66H156L161 68V75L166 76L168 72L176 68H184L185 65L193 63L197 56L206 51ZM146 51L160 60L165 58L171 59L173 57L179 60V54L174 53L173 51L160 50L151 47L147 48ZM212 51L219 55V52L214 46ZM206 59L211 60L212 57L207 56ZM257 67H259L261 72H264V59H261L258 65L257 63L251 65V68ZM205 70L207 71V69ZM26 71L27 69L18 65L12 57L8 55L0 56V88H6L9 85H17L21 82L23 73ZM246 75L247 72L242 75L241 84H243ZM28 99L30 100L31 97ZM260 102H264V95H261L258 98L257 103ZM185 105L186 107L178 108L175 113L172 112L171 103L168 105L169 113L175 116V119L171 121L169 127L174 128L175 125L184 124L196 119V114L199 109L198 99L194 100L190 97L185 100ZM234 106L235 103L233 102V107ZM190 113L192 114L191 116L189 115ZM152 127V125H148V128ZM155 127L161 128L163 127V124L156 123ZM206 128H210V126L205 124L204 127H199L197 129L195 123H193L192 128L187 135L182 137L181 143L178 146L164 149L159 148V145H157L159 150L149 159L142 160V173L139 168L135 171L122 169L121 165L123 164V160L118 161L114 171H109L107 167L100 164L96 166L95 170L89 167L86 171L88 173V178L91 181L90 190L78 189L77 191H64L63 195L65 199L61 201L60 206L53 204L52 207L57 208L58 211L66 213L68 223L73 225L71 228L73 236L77 233V228L72 217L74 210L80 209L83 212V215L79 216L81 221L100 220V223L91 229L96 232L100 245L103 246L105 242H107L110 245H115L117 248H119L121 244L127 246L132 253L136 254L133 259L138 260L141 256H145V253H165L164 248L156 246L157 241L159 240L169 249L164 255L155 257L160 261V264H164L165 261H167L168 264H198V262L199 264H216L217 261L221 260V257H224L223 264H228L226 259L227 253L223 251V249H228L230 247L229 243L222 239V249H215L214 246L208 247L206 244L211 242L212 237L209 238L208 242L200 243L196 240V237L200 235V232L196 231L194 233L192 225L195 224L197 220L204 223L206 220L215 221L218 219L224 221V223L216 224L214 222L210 225L211 229H219V233L222 236H231L234 233L238 235L237 229L239 225L234 222H229L228 215L235 216L239 219L242 213L240 211H233L232 208H228L226 214L224 208L227 204L224 201H220L224 207L217 209V217H213L210 209L214 208L215 204H208L206 206L205 204L200 203V201L202 199H216V197H219V188L216 190L215 197L209 198L207 190L212 189V183H207V177L201 175L200 180L205 182L196 185L193 180L188 179L187 173H185L183 179L179 174H174L175 167H179L181 173L185 172V167L182 163L179 165L168 164V160H176V157L185 147L183 141L187 140L193 131L199 133L197 139H200L201 144L210 145L212 141L216 140V137L212 135V133L219 132L221 129L218 127L206 131ZM259 132L261 135H264V127H260ZM115 134L116 133L114 132H108L107 136H114ZM101 135L103 136L104 134ZM161 135L163 134L161 133ZM200 137L204 138L201 139ZM87 143L91 144L92 141L89 140ZM152 143V140L146 139L144 141L145 145H151ZM161 143H163V141H161ZM148 151H151V148H149ZM226 151L227 149L220 151L217 154L220 161L225 160ZM209 152H213V149L210 147H206L203 150L205 156ZM144 155H146V152L145 148L142 146L140 148L139 156L142 158ZM157 157H160L163 161V165L157 162ZM84 159H88V157L86 156ZM185 159H187V157H185ZM236 159H241V157L237 156ZM241 163L245 169L243 174L247 176L248 184L245 185L246 191L243 196H241L234 204L236 209H241L243 207L241 201L246 200L251 193L257 191L260 187V182L264 181V177H254L250 175L248 171L250 168H254L257 172L260 171L258 159L249 158L247 160H242ZM136 164L139 166L141 164V159L138 158ZM228 164L235 167V161L230 156L228 157ZM190 166L191 163L189 164V167ZM226 174L227 173H224V175ZM174 175L175 184L173 182ZM137 181L141 182V187H137ZM184 181L187 182L185 183ZM212 182L215 183V178H213ZM220 183L223 184V181L221 180ZM143 185L148 186L145 187ZM126 191L128 193H137L131 195L127 207H125ZM178 191L180 196L185 197L189 201L187 207L193 209L190 217L188 213L181 208L184 222L189 223V227L184 237H181L180 235L181 229L179 223L181 222V215L173 213L174 202L180 206H183L185 203L184 199H176L175 194ZM81 193H83V195H81ZM226 194L228 197H234L237 195L232 188L227 189ZM257 195H259L258 191ZM159 198H162L161 204L156 205L155 202ZM97 200H99V203H97ZM150 201L152 202L151 207L149 206ZM252 207H258V205L253 204ZM198 210H203L206 215H201ZM261 211H264V209H261ZM158 213H165V215L156 219ZM167 213H173V215H168ZM252 220L253 214L251 208H249L248 214L244 219L245 226L241 229L245 237L243 243L248 245V250L244 247H240L238 252H244L246 259L254 260L257 264H264V234L257 235L255 228H253L252 234L249 235L247 225L248 222ZM162 221H168L171 223L173 225L172 229L169 231L167 225L161 223ZM133 224H138L140 227L133 228L131 227ZM153 225H155V229L153 228ZM82 226L85 228L88 227L87 224ZM157 229L160 230V235L156 234ZM173 233H175V235H173ZM144 236H147L148 239H143ZM168 237H170V239ZM72 242L74 243L75 240ZM193 244L195 246L190 247ZM148 245H151L152 247H144L143 250H141L142 246ZM197 249H199V251ZM100 250L103 251V247H101ZM249 250L251 255L248 254ZM217 252H219V255H217ZM205 253H208V256H205ZM121 255L122 253H117L118 257ZM70 256L71 252H69L65 259L70 258ZM236 259L239 260L238 253Z\"/></svg>",
	"mask_w": 264,
	"mask_h": 264
}]
</instances>
